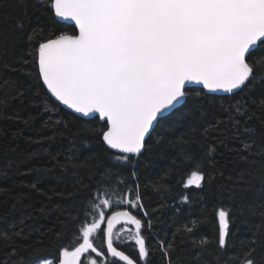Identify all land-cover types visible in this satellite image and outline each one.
<instances>
[{
	"label": "snow or ice",
	"instance_id": "6c2138e0",
	"mask_svg": "<svg viewBox=\"0 0 264 264\" xmlns=\"http://www.w3.org/2000/svg\"><path fill=\"white\" fill-rule=\"evenodd\" d=\"M15 6L22 15L0 32V57L12 54L16 67H3L24 72L45 98L37 114L25 117L7 112L6 94L0 119L29 130L39 119L52 134L12 133L40 148L5 154L0 191L25 187L65 204L34 207L24 204L25 195L15 197L0 216V264H180L184 243L191 246L188 264H208L213 246L216 264H264V56H256L264 51V0H15ZM29 8L41 14L35 24ZM3 83L11 84L12 99L27 100L18 81ZM216 100L222 116L211 111ZM200 144L197 152L192 146ZM165 146L176 148L186 166L175 208L183 219L157 232L137 174ZM41 156L45 163L23 168ZM51 180L55 187H41ZM152 188L166 190L159 181ZM53 212L63 219L45 229L39 221ZM45 239L55 251L38 258Z\"/></svg>",
	"mask_w": 264,
	"mask_h": 264
},
{
	"label": "trees",
	"instance_id": "16d2710c",
	"mask_svg": "<svg viewBox=\"0 0 264 264\" xmlns=\"http://www.w3.org/2000/svg\"><path fill=\"white\" fill-rule=\"evenodd\" d=\"M29 17L33 24L36 23V18L40 16V12L35 11L34 9L29 8L28 10ZM22 15V11L20 8L15 6V0H4V7H0V32H5L9 25L14 23L16 17ZM67 31L71 32L72 29L68 28ZM9 47H11V41L9 42ZM15 54H19V49ZM256 56L259 58L264 56V51H258ZM11 64L14 67V61L12 59V54H9L7 57H0V97H5L7 95L9 107L7 108L8 113H12L13 111L19 110L21 114L27 117L30 113L35 115L38 111L43 107V100L45 98L44 90L39 89L33 91L31 84L28 82L30 78L26 77L24 72H14L9 69H5L3 65ZM26 71H30L27 66H25ZM11 77L18 81L19 86L25 90V95L28 97L27 100L21 104L20 100L12 99V96H15V92L12 91L11 84L5 85L3 81ZM259 93L258 91H254L252 93V99H258ZM220 101L216 100L214 102V107L211 111L216 116H222L223 114L219 109ZM256 124L255 121L252 122ZM259 127V125H257ZM17 129H24L25 136H36L51 135L50 130L43 129L41 126V121L38 119L35 121V126L30 130L25 127L20 122H11L4 119H0V161L7 157L14 158L16 153L12 152V149H16V152L26 153L29 151H35L40 148V145L29 144L28 141L24 137H17L15 139L12 138V133ZM217 134H213L215 136ZM197 139H203L201 137H197ZM211 139V138H208ZM207 141H205L206 143ZM60 143L59 140L56 141L55 146H58ZM230 147H236L234 142H229ZM47 145H45L46 147ZM66 146V144H65ZM203 144L193 145L197 152L203 150ZM88 150H82L83 155H87ZM46 162V157L41 156L39 160H31L29 163L23 165L24 169L31 167L32 165L42 164ZM142 171L138 172L137 178L140 182V192L143 198L144 210L150 213L153 218V227L154 230L160 232L162 230L172 231L173 230V219L177 220L183 219L181 216H177L175 213V208L178 205L179 198L182 194V189L179 183V177H181L186 170V166L183 165L179 159V152L176 148L171 146H165L163 148H156L153 150V154L149 157V164L147 167L141 166ZM127 175V174H126ZM13 179H17L16 175H13ZM19 180L30 181L32 176H19ZM155 181H159L160 184L165 185L166 190L163 193H158L154 191L152 188V184ZM130 182V181H129ZM10 182H6L3 187H8ZM55 180L45 181L41 187H55ZM147 185V187L145 186ZM20 195H25L27 198L24 200V204L27 205L31 203L34 207H39L41 203H44L46 207H55L56 204H60L63 206L65 201L59 196H53L51 202L47 201L45 197L41 196L38 193L33 192L32 190L25 187H15V189L10 190L7 194H4L0 191V216H3L5 213H8L11 210V205L14 203V198ZM215 203V200H213ZM71 209V206H69ZM32 209H29L31 211ZM136 210H133V214H135ZM21 209L19 206L17 210L13 212L14 216L20 215ZM63 219L62 216H58L57 213L53 212L51 214V218L49 219H41L39 222L45 228H49L50 226H56L59 224L60 220ZM159 221V223L157 222ZM172 226V227H170ZM71 225H69V228ZM201 232L205 235L211 236V232L207 227H202ZM49 235H51L49 233ZM149 239H151L149 237ZM51 239H45L44 247L41 252L37 254L38 258H50L49 254L55 251V248H49L47 245L51 244ZM181 249H187L188 251H181ZM124 250L126 254H131L128 252V246H124ZM191 250V246L188 243L181 244L177 250V258L180 264H188L187 257L189 256V252ZM216 249L213 246L212 251L206 257L208 264H216ZM157 261H159V256L156 257Z\"/></svg>",
	"mask_w": 264,
	"mask_h": 264
}]
</instances>
